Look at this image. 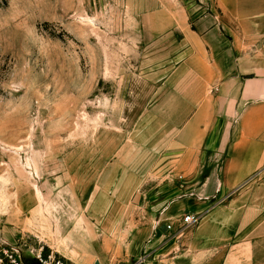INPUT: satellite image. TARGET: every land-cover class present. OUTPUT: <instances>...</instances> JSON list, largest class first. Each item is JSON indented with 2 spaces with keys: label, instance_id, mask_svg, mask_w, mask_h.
<instances>
[{
  "label": "rangeland",
  "instance_id": "obj_1",
  "mask_svg": "<svg viewBox=\"0 0 264 264\" xmlns=\"http://www.w3.org/2000/svg\"><path fill=\"white\" fill-rule=\"evenodd\" d=\"M212 3L0 0V264H264L252 221L196 260L180 237L264 173L226 187L214 158L252 95L236 107L188 101L190 52L207 29L197 22Z\"/></svg>",
  "mask_w": 264,
  "mask_h": 264
},
{
  "label": "crops",
  "instance_id": "obj_2",
  "mask_svg": "<svg viewBox=\"0 0 264 264\" xmlns=\"http://www.w3.org/2000/svg\"><path fill=\"white\" fill-rule=\"evenodd\" d=\"M208 9L210 13L197 22L196 29L207 27L204 45H193L194 50L190 52L194 54L189 58L187 69L195 85L189 89L188 101L192 106L224 104L236 107L240 102L243 106L247 97L252 95L253 102L247 104L251 106L250 114L240 120L239 130L236 128L231 132L227 145L215 148L217 151L214 152V158L219 155L222 162L221 184L236 187L254 172L264 170V113L260 110L264 108V0H219L217 5L212 3ZM206 90L219 93L203 102L199 98H190ZM232 118L233 115H229V121ZM193 126L190 124V129ZM215 181L209 176L205 185L208 182L216 184ZM241 194L236 205L227 210L209 211L199 224L181 233L180 237H185L181 241L188 250L184 255L196 260L197 251L206 250L215 241H228V234L234 228L240 224L249 225L250 221L257 234L264 233V219L259 220L262 203L257 202L264 196V173L257 180V186L252 187V192ZM250 195L253 198L248 203ZM245 201L247 204L242 203ZM225 218L227 221L230 218L235 224L227 228V222L223 228ZM218 228L226 230L224 237L222 232L216 231Z\"/></svg>",
  "mask_w": 264,
  "mask_h": 264
},
{
  "label": "built area",
  "instance_id": "obj_3",
  "mask_svg": "<svg viewBox=\"0 0 264 264\" xmlns=\"http://www.w3.org/2000/svg\"><path fill=\"white\" fill-rule=\"evenodd\" d=\"M198 217L194 214H188L185 218V223L187 225H190V224H194L196 222H198ZM172 227L169 226V229H171ZM13 263L15 264H20L17 260H12ZM40 263L41 264H69L68 262H66L65 260L61 259V258H55V257H52L50 256L49 258H46V259H43L41 258L40 260Z\"/></svg>",
  "mask_w": 264,
  "mask_h": 264
},
{
  "label": "water",
  "instance_id": "obj_4",
  "mask_svg": "<svg viewBox=\"0 0 264 264\" xmlns=\"http://www.w3.org/2000/svg\"><path fill=\"white\" fill-rule=\"evenodd\" d=\"M140 198H141V194L140 193L136 194L134 197V202H139ZM37 264H41V263L37 262ZM95 264H101V263L100 261H97Z\"/></svg>",
  "mask_w": 264,
  "mask_h": 264
}]
</instances>
